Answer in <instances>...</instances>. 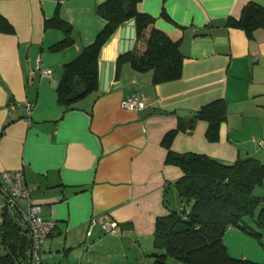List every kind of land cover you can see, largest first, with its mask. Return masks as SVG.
I'll return each mask as SVG.
<instances>
[{
	"label": "crops",
	"instance_id": "1",
	"mask_svg": "<svg viewBox=\"0 0 264 264\" xmlns=\"http://www.w3.org/2000/svg\"><path fill=\"white\" fill-rule=\"evenodd\" d=\"M102 1L63 0L61 15L73 26L74 41L51 51L63 36L44 25L56 0H0V13L14 27L0 33V173L21 169L30 198L18 203H38L41 216L56 222L40 247L41 264H156L155 220L166 211V199L177 204L173 182L182 174L164 163L161 140L170 129L193 123L175 134L176 152L225 161L251 155L264 162V25L249 35L225 24L248 0H141L140 10L155 17L156 27L180 40L181 76L155 83L151 70L117 61L128 21L99 53V77L114 62L107 88L99 89L98 78L99 92L62 113L55 91L62 63L106 24L97 13ZM46 67L50 75L42 74ZM128 97L165 113L142 118L141 109L122 106ZM217 98L225 99L227 118L212 142L205 137L207 121L177 110L196 112ZM106 220L116 222L113 231L102 227ZM223 242L229 255L264 263V246L241 229H226ZM13 254L25 262V255ZM164 264L184 263L168 256Z\"/></svg>",
	"mask_w": 264,
	"mask_h": 264
},
{
	"label": "trees",
	"instance_id": "2",
	"mask_svg": "<svg viewBox=\"0 0 264 264\" xmlns=\"http://www.w3.org/2000/svg\"><path fill=\"white\" fill-rule=\"evenodd\" d=\"M62 1L56 0L53 15L44 21L45 27L63 31L62 38L49 46L51 51L61 50L74 41L73 26L61 15ZM140 1L104 0L98 4L97 13L106 24L77 55L62 63L55 88L62 113L78 108L85 97L99 92L100 50L118 27L131 19L135 21L134 45L121 53L117 61H127L136 71L151 70L155 83L181 76L180 40L157 28L155 17L140 10ZM161 13L169 17L164 8ZM225 24L242 28L251 35L254 29L264 25V5L248 0L239 16H228ZM1 32L13 33L14 27L0 13ZM195 118L207 121L205 137L217 141L220 124L227 118L225 99L202 104ZM187 127H193V123L168 130L161 140L166 148L164 163L178 166L182 174L173 182L177 204L171 205L166 199V211L155 220L151 255L156 264H164L168 256L184 264H264L229 255L223 242L224 231L236 227L264 246V195L255 194L256 187L264 185V162L251 155H238L233 161H225L206 153L172 150L175 134ZM2 216L3 242L10 249V255L4 259L25 264L14 258L13 253L26 255L28 241L19 234L21 228L16 220L5 210Z\"/></svg>",
	"mask_w": 264,
	"mask_h": 264
},
{
	"label": "built area",
	"instance_id": "3",
	"mask_svg": "<svg viewBox=\"0 0 264 264\" xmlns=\"http://www.w3.org/2000/svg\"><path fill=\"white\" fill-rule=\"evenodd\" d=\"M51 68L42 69V74L50 75ZM125 108L142 109L144 103L135 97H128L122 100ZM29 108L30 105L28 104ZM0 192L4 197L3 208L18 224L29 233L26 250L25 264H41L40 247L43 241L54 230L56 222L52 219H44L40 213L38 203L29 200L26 208L18 203L20 198H30L29 188L24 179L21 169H6L0 173ZM106 232H111L117 225L115 221H101Z\"/></svg>",
	"mask_w": 264,
	"mask_h": 264
},
{
	"label": "water",
	"instance_id": "4",
	"mask_svg": "<svg viewBox=\"0 0 264 264\" xmlns=\"http://www.w3.org/2000/svg\"><path fill=\"white\" fill-rule=\"evenodd\" d=\"M135 21L134 19L129 20V22L126 25H123L121 27V35L123 34V41L120 44L119 52H127L130 50L135 41ZM113 69H114V62H111V67L109 66L108 69L103 68L100 71V77H99V89L105 90L108 86V82L113 77ZM57 82L55 83V87L57 86ZM153 113H165L164 110L159 108H153L146 106L143 109L140 110L139 115L144 118L150 114ZM178 115H196L195 111L191 110H184V109H178L177 110Z\"/></svg>",
	"mask_w": 264,
	"mask_h": 264
},
{
	"label": "rangeland",
	"instance_id": "5",
	"mask_svg": "<svg viewBox=\"0 0 264 264\" xmlns=\"http://www.w3.org/2000/svg\"><path fill=\"white\" fill-rule=\"evenodd\" d=\"M255 194L257 195H264V189L260 190V188L256 187ZM3 203H4V197L2 193L0 192V264H17L15 261L11 262L8 259L5 260V256L10 255V249L6 245V243L3 242V236H2V210H3ZM119 264H122L121 262Z\"/></svg>",
	"mask_w": 264,
	"mask_h": 264
}]
</instances>
